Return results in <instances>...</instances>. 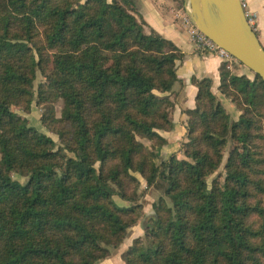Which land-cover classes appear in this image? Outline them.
<instances>
[{"label":"trees","instance_id":"16d2710c","mask_svg":"<svg viewBox=\"0 0 264 264\" xmlns=\"http://www.w3.org/2000/svg\"><path fill=\"white\" fill-rule=\"evenodd\" d=\"M132 4L0 0V264H97L143 216L139 177L170 203H154L125 264H264V82L222 61L218 90L241 111L231 120L211 79L193 77L182 157L156 162L183 53ZM33 102L59 149L14 109Z\"/></svg>","mask_w":264,"mask_h":264},{"label":"crops","instance_id":"0c3cea01","mask_svg":"<svg viewBox=\"0 0 264 264\" xmlns=\"http://www.w3.org/2000/svg\"><path fill=\"white\" fill-rule=\"evenodd\" d=\"M137 13L151 27L163 37L171 40L183 53V58L177 61L176 75L179 79L172 87V97L175 107L172 113L173 128L162 131L167 142L160 148V155L170 152V149L184 140L186 118L185 110L196 104L197 88L192 78L208 77L212 81V90L219 85V67L223 59L216 53L198 50L190 40L186 27L177 15L179 9L186 11L187 0H135ZM247 11L252 18V27L259 42L264 46V0H247ZM187 12V11H186ZM230 65L232 61H228ZM170 155V154H169ZM140 178V177H139ZM141 179V178H140ZM137 225L131 226L128 231ZM98 264H111L101 260Z\"/></svg>","mask_w":264,"mask_h":264},{"label":"rangeland","instance_id":"374dc122","mask_svg":"<svg viewBox=\"0 0 264 264\" xmlns=\"http://www.w3.org/2000/svg\"><path fill=\"white\" fill-rule=\"evenodd\" d=\"M136 3L137 1L134 0V4ZM134 4L132 5L135 7ZM134 13H137V12H134ZM137 19H140L139 16L137 17ZM144 29L145 31H148L146 27H144ZM232 62L233 64L230 65L231 72L238 73V74L242 73L246 75L248 78L253 79L254 73L252 71H250L248 68L240 64L234 58L232 59ZM43 80L44 79L41 76V74L37 72L36 78L33 82V89L36 90L38 82L43 81ZM211 91L215 95L216 99L222 103L225 110L228 112L230 119L237 120L241 114V111L236 107V105L233 102H231V100L228 97L224 96L218 90V86L217 88L215 87L214 90H212V83H211ZM62 105H63L62 99H58L52 103L55 118H60ZM14 109L17 111L19 115L27 119V122L29 125L34 126L38 131L43 132L47 136L51 137L52 140L54 141V149H59L62 146L58 138V135L53 130L45 127L41 122V115H42V112L44 111V105H37V104L35 105V103L33 102L28 112L24 111L20 107H16ZM138 139L147 147H149L151 144L150 141L146 138H138ZM185 139L186 137H184V140L180 141L177 145H174L170 149V152L164 153L163 155H160V148H161L160 147L159 156L155 159V161L159 162L160 159H166L167 157H169V154L170 155L175 154L179 158L182 157L181 145L185 141ZM231 146H232V142L228 140V144L226 148H224L223 150L222 162L219 168L217 169V171L213 174V177L219 173L221 174V179L224 178V174H225L224 166H225L226 159L228 157V153H229ZM62 153H66V155H68V152L66 150H62ZM14 178L20 183L25 182V177H21L20 175L14 174ZM209 182H210V179H209ZM109 188L113 193L112 195L113 201L117 205L124 207V206H129L130 204H132L131 202L122 199L115 193L116 187L113 184H111ZM138 192L139 194H141V197L139 198L138 202L142 204V212H143L142 215L143 216L139 218L137 222L134 224V225H137L136 229L135 227H133L134 229L127 231L122 241L116 247L110 246L109 254L103 259H100L98 262H100L101 260H105L107 262H110L111 264H125L123 254L132 245L133 241L136 238L144 236L145 223L149 221L152 217H154V203L157 202L160 197H164L165 200L168 203H170V200L164 196V188H161L158 186L146 187V183L144 179H140V185L138 187Z\"/></svg>","mask_w":264,"mask_h":264},{"label":"water","instance_id":"95a60500","mask_svg":"<svg viewBox=\"0 0 264 264\" xmlns=\"http://www.w3.org/2000/svg\"><path fill=\"white\" fill-rule=\"evenodd\" d=\"M186 10L199 31L264 82V47L240 0H187Z\"/></svg>","mask_w":264,"mask_h":264},{"label":"built area","instance_id":"2783aa9c","mask_svg":"<svg viewBox=\"0 0 264 264\" xmlns=\"http://www.w3.org/2000/svg\"><path fill=\"white\" fill-rule=\"evenodd\" d=\"M241 5L244 9V12L247 16V19L252 26V18L249 12L247 11V0H240ZM187 11V10H186ZM183 8L177 11V15L181 18L182 23L186 27V30L189 34L190 40L195 44L198 50L208 51L218 54L223 60L232 61L231 55L219 47L216 43H214L210 38H208L205 34L197 29V27L193 24L191 19L189 18L188 13Z\"/></svg>","mask_w":264,"mask_h":264}]
</instances>
